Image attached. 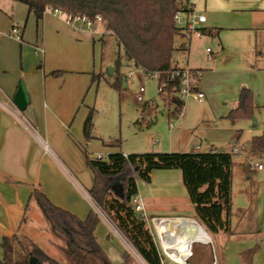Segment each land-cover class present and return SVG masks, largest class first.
Listing matches in <instances>:
<instances>
[{
	"label": "crops",
	"instance_id": "0c3cea01",
	"mask_svg": "<svg viewBox=\"0 0 264 264\" xmlns=\"http://www.w3.org/2000/svg\"><path fill=\"white\" fill-rule=\"evenodd\" d=\"M0 2L4 3H0V251L2 252L3 237L17 235L34 242L52 259L62 264H69V259L64 255L63 243L50 231L42 212L30 195L34 189H37L45 194L52 204L82 221L86 219L90 211L97 213L87 193L91 186L82 185L79 182V177L85 172L80 146L81 141L85 139L83 124L88 116L87 109L86 112L85 110L81 112L80 106L87 78L85 74L89 64V46L90 43L92 45L97 43L101 56L99 40L103 34L102 29L96 33L92 28L90 35L73 36L67 43L57 38L47 41L45 33L48 26L54 24L69 32V24L61 16L46 10L41 19L36 20L26 5L14 2L26 7V18L32 15L35 22L40 24L34 39L30 40L25 33V24L22 27L18 24V21L22 19V13L16 12L15 5L9 6L5 0H0ZM191 5L192 11L195 12L197 5L192 3ZM203 8L212 12L214 20L217 21H225L231 16L236 17L239 13H245L249 14L251 22L255 14L264 13V0H204ZM14 27L20 31V42L10 35ZM178 28L180 29L179 37L192 35L185 28L184 23ZM199 30L201 32L204 29ZM201 34L212 36L211 31ZM94 35L98 36L96 41L93 40ZM26 38L31 42L25 41ZM178 49L186 51V44H181ZM207 52L208 49H206ZM206 61H210L209 56H206ZM173 67L180 68L176 65ZM185 68L192 71H204L203 68ZM57 70L65 71L64 81L71 79L74 83L71 90L62 94L63 97L59 95L63 91L56 89L51 79L53 78L52 73ZM22 81L26 84L29 104L24 112H19L13 105V97ZM195 86L200 91L199 82ZM123 87H126V84ZM229 101V107L238 106V98L231 97ZM166 111L169 114L174 113L168 109ZM76 114L77 119H74ZM74 122L77 123L75 130L71 133L70 128L75 124ZM174 129L175 124L169 130ZM191 135L192 132L184 129L172 131L170 140L162 144L163 149L160 148L161 150L157 151L187 153L195 151V147L198 146L200 152L201 145L196 144L191 147ZM230 144L233 145L234 142L231 141ZM104 147V151L94 156L103 157L109 153L120 152L116 147ZM209 150L217 151L213 146H206L203 152ZM137 198L143 204L146 213L144 214L143 211V214L158 223L154 226L153 238L159 246H161L159 236L163 231L172 237L178 236L184 228H188L187 243H192L190 257L187 260L185 257L188 255H178L181 264L186 261L188 264H197L193 259L198 249L209 246L211 236L219 234L207 233L196 220L193 207L182 184L181 173L178 170L153 171L150 175V183H137ZM102 219L99 216L94 237L108 263L146 264L139 255L140 261L133 260L120 241L116 247L103 246L102 243L111 238L112 233L109 231L106 219H103L108 227L107 236L103 237L101 228L105 227H100ZM178 225L180 226L178 233H174L173 227ZM194 226H198V230L194 229ZM200 235L203 238L208 237V241L200 242ZM174 242L179 250H176V254L180 253L182 248L177 238H174ZM228 246L222 242L224 253L229 252ZM246 247L245 250H251L250 244ZM160 251L163 253L161 247ZM238 254V252L229 254V260H226V263L264 264V258L261 257L259 251L251 253L250 257H244V259L242 255L235 257ZM1 255L3 256V252Z\"/></svg>",
	"mask_w": 264,
	"mask_h": 264
},
{
	"label": "rangeland",
	"instance_id": "374dc122",
	"mask_svg": "<svg viewBox=\"0 0 264 264\" xmlns=\"http://www.w3.org/2000/svg\"><path fill=\"white\" fill-rule=\"evenodd\" d=\"M5 1L9 6L15 5L16 12L22 13V19L18 21V24L20 27L25 24L26 36L33 40L40 24L35 22L32 15L26 18L27 9L25 6L15 4L12 0ZM189 3L197 5L195 14L197 16L204 15L206 21L197 26L198 35L192 33L190 36L187 34L185 37L174 38L171 63L180 68L204 69L199 79V89L205 97L203 101L197 103L186 100L183 108L184 118L182 119L177 114H169L158 93V82L153 78L144 77L141 69L136 68L123 57L122 48L117 46L116 40L112 36H108L104 32L103 24L95 23L92 28L96 33L102 29L105 44L101 49V61L99 45L90 43L89 46L90 57L85 74L87 78L81 95L82 104L80 107L81 112L84 110L86 112L87 109V114L92 113L90 139L81 141V146L76 144L80 146L81 151L84 149L91 158L98 152L104 151V146L108 144H118L119 151L127 155L162 153L167 151L157 150H161L162 144L170 140L172 131L184 129L192 132L190 145L191 147L196 144L201 145L200 152L206 150V146H213L220 152H231L230 232L229 234L219 233L218 236H211L210 245L198 249L193 260L197 264H227L226 260H229V254L238 252V256L235 257L242 255L244 259L258 251L264 258V245H262L264 244V154L250 152L252 138L264 132V13L255 14L251 22L249 14L245 13H239L236 17L231 16L225 21H217L214 20L212 12L203 8L204 0H195L194 2L189 0ZM67 24H69V32L54 24L48 26L45 33L46 40L57 38L63 43H67L73 36L90 35L91 27L86 24L81 22ZM199 29L211 31L212 36L201 34L205 32H200ZM97 37L94 35L93 40L96 41ZM24 40L31 42L27 38ZM181 44H186V51L178 49ZM206 49H208L207 53ZM118 54L121 56L119 73L125 77L129 72L132 75L129 79L127 77L126 87L122 85L120 88L114 89L111 86L114 77L108 74L107 69L109 66L113 67ZM206 56L210 57V61H206ZM53 73H56L55 76H51L53 85L56 89L63 91L59 93L63 97L62 94L71 90L74 83L71 79L64 81L66 75L64 70H57ZM100 74L101 76L98 77ZM93 78H95L94 81ZM23 81L22 83L26 86ZM141 82L145 92L143 101L137 102L136 94ZM243 88L248 89L251 93V112L243 117H230V112L237 106L229 107V99L231 97L238 98L239 92ZM146 104L155 105L156 108L151 113L144 115V121H142L140 111ZM75 118L77 119V114ZM139 120L141 121L140 126L136 124ZM169 121H173L175 124V129L172 131L168 128ZM74 123L70 128L71 133L72 130H75L77 122ZM231 141L234 142L233 145L230 144ZM232 147L238 149V152L235 153ZM106 156L107 154L103 157L106 159ZM256 164H260L262 170L255 169L253 166ZM79 182L82 185L92 186L93 174L88 167L85 166V172L79 177ZM188 205L191 206L189 202ZM95 208L97 215L106 219L109 231L112 233V237L102 243L103 246L106 248L116 247L120 241L129 256L133 260L140 261L132 246L109 222L101 210L96 206ZM144 214H146L145 211ZM144 216L147 218L146 226L154 236V226L157 221H153L147 215ZM103 219L101 222L103 225L101 224L100 227H105L101 228V232L104 234L103 237H106L108 227ZM179 227V225L173 227L174 233H178ZM193 228L198 230V226ZM165 232L163 231L161 234L162 239H166L170 243L169 233ZM188 232V228H184L179 234L180 236L177 237L180 248L188 255L185 257L187 260L190 257L192 244L187 243ZM206 241H208V237L203 238L200 235V242ZM222 242L229 245L228 253L223 252ZM249 244L251 250L247 251L244 248ZM160 247L158 244L159 250ZM171 253L174 252L171 251ZM1 254L0 251V258ZM162 254L164 264H175L166 254ZM183 264L188 263L186 261Z\"/></svg>",
	"mask_w": 264,
	"mask_h": 264
},
{
	"label": "trees",
	"instance_id": "16d2710c",
	"mask_svg": "<svg viewBox=\"0 0 264 264\" xmlns=\"http://www.w3.org/2000/svg\"><path fill=\"white\" fill-rule=\"evenodd\" d=\"M28 7L36 20L46 9L60 10L71 16H84L94 20L101 18L103 30L112 36L123 57L136 68L160 74L164 86L158 91L164 108L175 112L181 105L166 73L176 69L171 60L174 38L180 29L173 22L176 11L190 12L189 0H12ZM202 32L207 33L203 30ZM100 46L105 44L104 35ZM102 59V54L100 60ZM121 56L113 65L114 89L120 88L119 73ZM103 74V73H101ZM98 75V77L101 76ZM56 73H52L55 76ZM95 78H93V81ZM126 84V80H125ZM251 93L241 89L238 106L230 117H243L251 112ZM155 105L146 104L140 111L141 120L151 113ZM91 112L83 124V135L90 139ZM141 125V121L136 122ZM118 148V144H108ZM250 152L264 154V132L252 138ZM85 166L93 174V184L87 191L96 207L108 218L124 239L146 264H164V256L153 235L146 226V217L135 211L133 201L137 197V183H150V175L157 170H178L194 215L199 224L211 235L230 232L232 153H135L123 155L109 153L104 157L91 158L82 149ZM39 207L50 231L62 243L64 255L71 264H109L100 249L94 231L99 222L96 212L90 211L85 220L52 204L41 191L34 189L30 195ZM3 256L0 264H29L35 257L39 264H62L45 254L31 240L12 235L1 240ZM69 263V264H70Z\"/></svg>",
	"mask_w": 264,
	"mask_h": 264
},
{
	"label": "built area",
	"instance_id": "2783aa9c",
	"mask_svg": "<svg viewBox=\"0 0 264 264\" xmlns=\"http://www.w3.org/2000/svg\"><path fill=\"white\" fill-rule=\"evenodd\" d=\"M46 11H50L54 13L55 15L61 16L66 23H72L74 24L75 22H81L82 24H86L88 27H93V24L98 23L102 25L101 18L99 16H96L94 20L87 19L84 16H71L67 15L60 10H49L46 9ZM205 17L201 15H196L194 11L190 12H184V11H176L173 15V22L176 26H179L184 23L185 28L191 32V33H196L198 35V29L197 26L199 24L204 23ZM197 31V32H196ZM10 35L16 40V41H21V35L20 31L17 28H12L10 31ZM141 73L144 77L148 78H153L158 82V91L162 89L164 86V82L160 79V74L156 72H146L141 70ZM132 75L131 72L128 73V79ZM167 77L169 80L176 81V85L173 87V90L176 93V96L178 99L181 101V105L178 106L174 112V114H177L179 118H182L184 116V103L186 100H192L197 103H201L203 101L204 95L202 92L198 91L196 89V84L199 82L201 72L199 71H192L190 69H180L176 68L168 73H166ZM126 77V79H127ZM145 92V88L143 83L141 82L138 91L136 94V101L137 102H142L143 101V94ZM18 111V110H17ZM174 126V123L172 121H169L168 123V128L172 129ZM45 148H47L46 144H44ZM199 147H195V151H198ZM233 151L236 153L238 152V149H233ZM101 156H97V158H100ZM255 169L258 171L262 169V166L260 164H256L253 166ZM134 209L137 212H140L143 214L144 207L140 199L137 197L133 201ZM160 245H161V239L159 237ZM162 248V246H161ZM162 251L164 254L165 250L162 248Z\"/></svg>",
	"mask_w": 264,
	"mask_h": 264
},
{
	"label": "water",
	"instance_id": "95a60500",
	"mask_svg": "<svg viewBox=\"0 0 264 264\" xmlns=\"http://www.w3.org/2000/svg\"><path fill=\"white\" fill-rule=\"evenodd\" d=\"M107 71H108V74L112 76L114 68L112 66H109ZM121 80H122L123 86H125L126 77L122 76ZM28 104H29V97L27 94V90H26L25 85L21 83L19 87L17 88L16 93L13 97V105L19 112H24ZM29 264H39V263L35 257H31L29 259Z\"/></svg>",
	"mask_w": 264,
	"mask_h": 264
},
{
	"label": "bare ground",
	"instance_id": "6f19581e",
	"mask_svg": "<svg viewBox=\"0 0 264 264\" xmlns=\"http://www.w3.org/2000/svg\"><path fill=\"white\" fill-rule=\"evenodd\" d=\"M159 235V234H158ZM170 236V238H171V240H170V243H168L167 241H166V239H162V236H159L160 237V239H161V246H162V248L165 250V253H166V255L168 256V258L173 262V263H175V264H181V261H180V259H179V257H178V255L176 254V250H178V248H177V246H176V244H175V242H174V238H177V237H179L180 235H178V236H172L171 237V235H169ZM166 237V236H165ZM172 242V243H171ZM181 251H180V255L182 256L183 254H186V252L184 253L183 252V249H180ZM167 251H169V252H167ZM171 251H173L174 253L172 254L171 253ZM179 251V250H178ZM179 255V256H180Z\"/></svg>",
	"mask_w": 264,
	"mask_h": 264
}]
</instances>
